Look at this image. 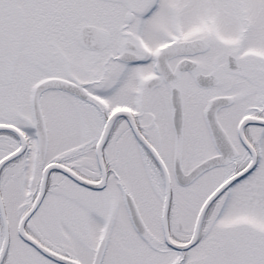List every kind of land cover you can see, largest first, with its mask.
I'll use <instances>...</instances> for the list:
<instances>
[{
	"label": "snow or ice",
	"instance_id": "6c2138e0",
	"mask_svg": "<svg viewBox=\"0 0 264 264\" xmlns=\"http://www.w3.org/2000/svg\"><path fill=\"white\" fill-rule=\"evenodd\" d=\"M0 264H264V0H0Z\"/></svg>",
	"mask_w": 264,
	"mask_h": 264
}]
</instances>
